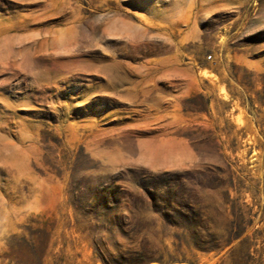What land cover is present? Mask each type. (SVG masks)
<instances>
[{"label":"rangeland","instance_id":"374dc122","mask_svg":"<svg viewBox=\"0 0 264 264\" xmlns=\"http://www.w3.org/2000/svg\"><path fill=\"white\" fill-rule=\"evenodd\" d=\"M149 260L264 264V0H0V264Z\"/></svg>","mask_w":264,"mask_h":264},{"label":"water","instance_id":"95a60500","mask_svg":"<svg viewBox=\"0 0 264 264\" xmlns=\"http://www.w3.org/2000/svg\"><path fill=\"white\" fill-rule=\"evenodd\" d=\"M141 264H184V263L179 262V261L166 262V261H162V260H149V261H146V262L141 263Z\"/></svg>","mask_w":264,"mask_h":264},{"label":"trees","instance_id":"16d2710c","mask_svg":"<svg viewBox=\"0 0 264 264\" xmlns=\"http://www.w3.org/2000/svg\"><path fill=\"white\" fill-rule=\"evenodd\" d=\"M201 247H204L203 249L207 250V249H220L223 247V245H217V244H212L210 246H201Z\"/></svg>","mask_w":264,"mask_h":264},{"label":"built area","instance_id":"2783aa9c","mask_svg":"<svg viewBox=\"0 0 264 264\" xmlns=\"http://www.w3.org/2000/svg\"><path fill=\"white\" fill-rule=\"evenodd\" d=\"M211 56H209V58H210Z\"/></svg>","mask_w":264,"mask_h":264}]
</instances>
